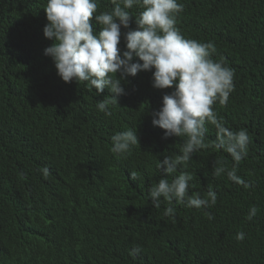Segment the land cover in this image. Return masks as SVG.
Segmentation results:
<instances>
[{"label": "trees", "instance_id": "trees-1", "mask_svg": "<svg viewBox=\"0 0 264 264\" xmlns=\"http://www.w3.org/2000/svg\"><path fill=\"white\" fill-rule=\"evenodd\" d=\"M46 2L0 0V264H264V0H178L182 34L214 42L213 59L224 57L235 72L227 104L213 108L226 127L246 129L249 143L237 184L227 176L234 161L212 146L216 129L206 125L209 147L167 178L191 174L189 195L211 190L216 203L174 202V220L164 214L167 201L154 208L148 199L163 178L158 161L180 155L186 139H162L151 123L171 89H153L151 72H140L123 83L111 115L98 111L108 90L62 82L43 54L52 43L42 33ZM99 3L100 11L112 7ZM129 129L138 145L117 157L111 137ZM218 166L226 171L216 176Z\"/></svg>", "mask_w": 264, "mask_h": 264}, {"label": "clouds", "instance_id": "clouds-1", "mask_svg": "<svg viewBox=\"0 0 264 264\" xmlns=\"http://www.w3.org/2000/svg\"><path fill=\"white\" fill-rule=\"evenodd\" d=\"M110 3V10L100 11L99 0H47L42 33L52 43L43 54L51 59L62 82L86 83L89 91L94 89L97 95L107 89L110 95L96 103L97 110L105 115H111L109 105L118 106V97L126 94L123 83L140 72H151L153 89H171L162 96L159 109L150 113L151 123L163 130L162 139H186L180 155L165 156L158 161L163 178L149 188L148 199L154 208L160 207L161 198L167 201L169 207L164 214L173 220L174 202L194 209L215 205L214 191L209 190L207 198L198 193L189 195L191 174L181 172L171 182L167 176L181 164L186 166L195 151L209 147L205 135L206 125L211 124L216 129L212 146L228 153L234 161L232 170L227 171L228 179L244 183L236 175V165L247 154L249 134L246 129L233 131L226 127L213 108L217 102L227 104L234 90V70L227 66L224 57L213 59L214 42H200L182 34L177 17L184 6L178 0H110ZM134 7L141 9L136 16L130 11ZM93 20L98 32L94 31ZM132 22L134 29L130 28ZM111 141L112 153L125 156L138 145L136 129L118 132ZM225 171L218 166L214 175ZM41 172L45 177L50 174L47 168ZM130 176L136 179L137 173ZM256 212L253 206L248 219ZM236 239L242 241L244 233H237ZM140 251L136 246L129 254L135 257Z\"/></svg>", "mask_w": 264, "mask_h": 264}]
</instances>
